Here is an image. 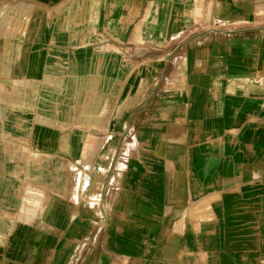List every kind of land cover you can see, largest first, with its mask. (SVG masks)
Here are the masks:
<instances>
[{
    "label": "crops",
    "instance_id": "crops-1",
    "mask_svg": "<svg viewBox=\"0 0 264 264\" xmlns=\"http://www.w3.org/2000/svg\"><path fill=\"white\" fill-rule=\"evenodd\" d=\"M0 264H264V0H0Z\"/></svg>",
    "mask_w": 264,
    "mask_h": 264
}]
</instances>
